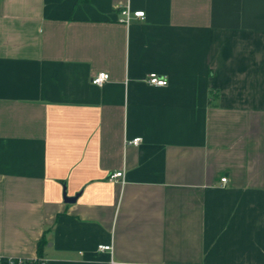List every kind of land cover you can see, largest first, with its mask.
<instances>
[{"label": "crops", "instance_id": "crops-1", "mask_svg": "<svg viewBox=\"0 0 264 264\" xmlns=\"http://www.w3.org/2000/svg\"><path fill=\"white\" fill-rule=\"evenodd\" d=\"M42 240L45 264H264V0H0V258Z\"/></svg>", "mask_w": 264, "mask_h": 264}, {"label": "built area", "instance_id": "built-area-1", "mask_svg": "<svg viewBox=\"0 0 264 264\" xmlns=\"http://www.w3.org/2000/svg\"><path fill=\"white\" fill-rule=\"evenodd\" d=\"M121 13L124 15V21L129 22L133 16L136 17H145V11L144 10H136L132 11L129 6L124 7L121 10ZM110 79V74L107 71H99L96 74L93 75L92 77V83L102 86L104 85L108 80ZM148 82L152 85H157V86H164L168 84V79L164 76H160L156 72H151L147 78ZM142 138L141 137H136L130 140L129 142L138 145L141 142ZM123 176V171H117L113 172L110 174V179L111 180H117L119 177ZM227 177H223L222 181H226ZM100 250H108L111 249L112 246L110 244H100L99 246ZM11 263H14L16 260L18 263L21 264H31V262H26L24 258H9ZM0 263H1V258H0ZM42 264H45V261H42Z\"/></svg>", "mask_w": 264, "mask_h": 264}, {"label": "trees", "instance_id": "trees-1", "mask_svg": "<svg viewBox=\"0 0 264 264\" xmlns=\"http://www.w3.org/2000/svg\"><path fill=\"white\" fill-rule=\"evenodd\" d=\"M39 255L36 259L32 260V259H25L26 262H31V264H42V261H43V257H42V253H41V247L43 244H45V240H42L40 241L39 243ZM1 264H21V263H18V261L16 260L14 263H11L9 258H1Z\"/></svg>", "mask_w": 264, "mask_h": 264}, {"label": "water", "instance_id": "water-1", "mask_svg": "<svg viewBox=\"0 0 264 264\" xmlns=\"http://www.w3.org/2000/svg\"><path fill=\"white\" fill-rule=\"evenodd\" d=\"M77 196L71 198V197H65L66 201H73L76 199Z\"/></svg>", "mask_w": 264, "mask_h": 264}]
</instances>
